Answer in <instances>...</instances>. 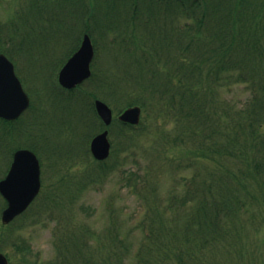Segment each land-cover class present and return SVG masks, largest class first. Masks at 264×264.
Segmentation results:
<instances>
[{
    "label": "rangeland",
    "instance_id": "1",
    "mask_svg": "<svg viewBox=\"0 0 264 264\" xmlns=\"http://www.w3.org/2000/svg\"><path fill=\"white\" fill-rule=\"evenodd\" d=\"M72 10L81 13L80 5L76 0H0V22H2L0 32L10 30L12 34H17L15 43L7 40V33L2 34L4 38L0 42V48H5L4 50L9 52L14 51V60L19 64H17L18 68L33 99L34 106L31 112L21 119L22 127H27L28 121L37 116L36 121L42 120L43 123L40 129L33 128L32 136L22 137L20 140L15 138L9 145L26 146L24 141H32L39 147L43 161L45 192L25 214L7 226L4 227L0 218V233L3 239L8 236L7 240H0L1 250L13 257L14 262H22L21 258L24 256L34 264H53L56 260H62L63 257L56 247V243H59L56 235L59 225L55 220H50L45 211H42L43 213L38 217L35 215L46 199V191H49L50 198L57 194V202L66 204L65 207L68 206L67 215L72 219L69 223L70 236L67 239L72 240L68 264H179L177 255L164 257L163 253L166 250L159 245L160 241L171 243V241L164 240L169 236L167 231L162 227V232L156 226L151 227L153 218L159 221L158 216L151 209L155 194H158L164 201L165 207L169 206L166 216L171 218L177 210L170 206L180 205L181 197L186 195L189 189L196 190L198 181L202 183L207 180L216 186L223 179L220 178L222 173L214 172L212 177L216 182H212V177L203 163L208 164L210 160L199 158L197 154L192 153L194 136L190 139L186 136L190 135L193 130L190 123H187L184 118H177L174 113L168 115L166 110L163 114L156 116L149 94L135 87L136 82L142 80L138 71V62L147 68L155 66L156 69H163L161 64L169 58L166 56L173 53L170 51L180 52V48L169 51L155 46L152 49L150 46H165L164 42L148 38L145 36L148 35L147 31L139 32L135 26L131 28L126 26L127 23L118 22L124 19L121 11L112 21L104 14L97 15L100 20L94 21L95 28L104 39L97 40L94 36L98 47L93 68L97 67L103 71L106 81L112 88H116L117 84L120 85L121 94L116 90L111 93L109 87L97 90L95 84L89 81L85 84L86 88L96 89L98 96L110 103L115 115L128 105L127 96L130 94L138 96L139 101L145 102V106L143 107L142 128L123 130L116 124L113 126L111 139L113 152H115L108 159V163L111 164L117 160L119 165L115 164L113 171L104 175V181L87 182L86 175H93L94 169L98 166L97 162L92 161L91 163L88 160L89 158L93 160V156L89 155V151L86 152L88 146L90 148L91 140L90 142L88 140L89 134L92 133L90 129L86 132L92 121L88 105L84 106L78 100L73 101L72 104L80 110V115L75 111L74 115L70 116L60 112H57L59 116H53L49 108V115L46 113L41 119L39 118L41 115L36 110L41 102L32 87L36 85L33 74L37 80L41 79L43 83L49 82L46 84L50 87L49 99H52V89L54 90L57 86L56 75L69 53L68 35L76 28V22L71 16L51 18L57 13ZM263 10L261 8V12ZM157 15L164 19L167 14L157 11ZM140 16L139 20L145 15L140 14ZM70 18L73 19L72 22H69ZM176 21L175 24L187 30L186 25L190 23L189 18L179 16ZM133 22L136 23L137 19L134 18ZM170 22L167 24L169 25ZM81 26L83 29L86 28V24H81ZM112 27L117 29L111 30L112 32L107 36L106 33ZM195 33L188 32L190 35L183 37V43L186 44ZM135 37H138L145 53H134L135 56L132 55L128 59L129 56L126 55L130 52L124 47L129 48ZM169 37L173 39L172 36ZM181 38L182 35L174 39L179 43L182 41ZM253 61L255 67H262L263 63L257 58L251 62ZM157 64L160 65L157 66ZM126 69L133 76L128 81L121 78L124 74L126 75ZM93 82L95 83V79ZM222 84V86L217 85L215 92V104L219 110L227 103L242 104L252 95L247 82H236L234 79H229V81L223 80ZM63 121L66 127L62 128ZM73 128L75 131L72 130ZM163 128L168 133L162 130ZM179 132L186 136L183 143H175L173 140ZM122 133L124 135H121ZM207 133H211V130L201 128L200 134ZM213 135L215 138L218 136ZM133 141L135 145L132 144ZM83 148L86 155L83 153ZM4 151L0 156V176L4 174L3 170H6L10 161V152ZM189 154L193 156H187ZM84 156H88V159ZM72 159H74L73 163L70 161ZM58 174L70 177L72 191L69 190L65 181L63 185L60 183ZM82 177L85 182H82ZM193 177H196V184L191 182ZM67 190H69L68 194ZM257 190L260 188L255 189ZM48 202L52 203V201ZM175 216L178 217L179 214ZM248 216L249 214H245V217ZM262 226L258 233L254 230L250 231L252 234L250 238L254 239V241L251 240L252 242L264 243V223ZM15 242L20 245H30L31 249L29 251L17 250L13 244ZM176 243L179 247L181 246L180 242ZM262 250L264 252V244ZM200 252L199 249L196 254L197 258L203 260L205 256L199 255ZM191 260L194 258H190L188 262Z\"/></svg>",
    "mask_w": 264,
    "mask_h": 264
},
{
    "label": "trees",
    "instance_id": "2",
    "mask_svg": "<svg viewBox=\"0 0 264 264\" xmlns=\"http://www.w3.org/2000/svg\"><path fill=\"white\" fill-rule=\"evenodd\" d=\"M234 1L222 0L213 5L215 20L211 28L206 27L207 21H197L196 36L185 44L193 54L187 52L182 56L177 67L181 78L177 80L175 74L171 75L173 84L163 89L171 95L168 108H175L176 115L194 122L188 136L195 137L193 155L209 159L208 164L203 162L206 171L211 177L214 172H220L223 178L216 186L207 180L198 181L197 189H189L181 197L180 205L170 206L177 210L171 218L166 216L169 206L165 207L155 194L151 209L159 221L153 218L151 227L167 231L169 236L164 240L171 243L160 241L159 245L166 250L164 257L177 255L179 264H252L257 260L264 264V243L252 242L254 239L250 238V231L258 233L264 223V76L260 74L261 66L255 67L254 61L251 62L260 57L257 46L264 37V16L256 13L255 5ZM229 79L247 81L252 95L241 106L227 103L219 110L215 104L216 86ZM153 88L161 90L160 85ZM201 128L211 133L202 135ZM178 138L185 140L183 136ZM191 182L196 184V177ZM212 182H216L213 177ZM56 206L62 208L57 201ZM52 211L50 217L55 219ZM64 239L61 237L57 245L64 257L54 264L68 261L69 245ZM199 249V255L205 256L203 260L197 258ZM190 258L194 260L188 262ZM25 263L34 264L29 259Z\"/></svg>",
    "mask_w": 264,
    "mask_h": 264
},
{
    "label": "water",
    "instance_id": "3",
    "mask_svg": "<svg viewBox=\"0 0 264 264\" xmlns=\"http://www.w3.org/2000/svg\"><path fill=\"white\" fill-rule=\"evenodd\" d=\"M94 55L93 45L87 35L81 48L69 59L60 73V81L67 87H73L91 74L90 63ZM28 105V96L14 73L13 63L0 55V115L15 117ZM97 107L107 123H110L112 111L102 101ZM140 107L126 110L120 118L132 123L140 121ZM107 131L98 135L92 143L96 157L103 159L109 155L110 142ZM5 196L10 200V207L4 213V219L10 220L24 210L40 189V169L36 155L29 150L18 151L13 167L5 181L0 183ZM0 264H8L4 255L0 254Z\"/></svg>",
    "mask_w": 264,
    "mask_h": 264
},
{
    "label": "flooded vegetation",
    "instance_id": "4",
    "mask_svg": "<svg viewBox=\"0 0 264 264\" xmlns=\"http://www.w3.org/2000/svg\"><path fill=\"white\" fill-rule=\"evenodd\" d=\"M165 1H174V2H176V1H179V0H165Z\"/></svg>",
    "mask_w": 264,
    "mask_h": 264
}]
</instances>
